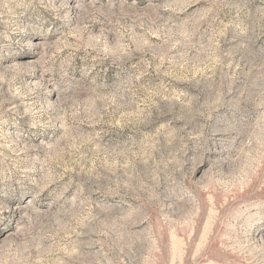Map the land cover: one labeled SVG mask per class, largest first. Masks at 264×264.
<instances>
[{"label":"rangeland","instance_id":"rangeland-1","mask_svg":"<svg viewBox=\"0 0 264 264\" xmlns=\"http://www.w3.org/2000/svg\"><path fill=\"white\" fill-rule=\"evenodd\" d=\"M0 264H264V0H0Z\"/></svg>","mask_w":264,"mask_h":264}]
</instances>
